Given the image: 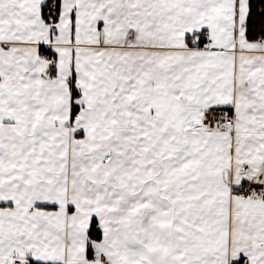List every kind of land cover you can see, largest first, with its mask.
<instances>
[{
	"label": "snow or ice",
	"instance_id": "obj_1",
	"mask_svg": "<svg viewBox=\"0 0 264 264\" xmlns=\"http://www.w3.org/2000/svg\"><path fill=\"white\" fill-rule=\"evenodd\" d=\"M0 264H264V0H0Z\"/></svg>",
	"mask_w": 264,
	"mask_h": 264
}]
</instances>
